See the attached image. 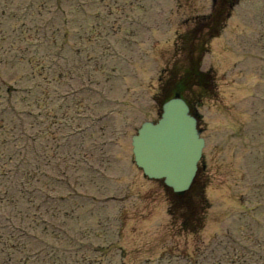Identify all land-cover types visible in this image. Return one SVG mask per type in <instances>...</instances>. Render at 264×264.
<instances>
[{
  "label": "rangeland",
  "instance_id": "1",
  "mask_svg": "<svg viewBox=\"0 0 264 264\" xmlns=\"http://www.w3.org/2000/svg\"><path fill=\"white\" fill-rule=\"evenodd\" d=\"M210 10L211 0H0V190L10 184L11 196L23 181L41 207L31 210L20 199L27 218L13 223L27 228L34 214L42 226L22 239L11 227V244L25 250L11 254L12 264H141L148 257L153 264L156 252L133 251L155 244L171 255L200 249L199 264H212L215 243H223L219 259L238 247L242 229L251 235L243 245L247 264L256 263L255 240L264 243V0H240L211 42L219 67L211 53L203 62V70H216L218 93L198 110L205 230L182 232L162 184L133 163L130 139L157 119L154 95L162 70L166 75L176 61V34ZM63 35L69 45L61 44ZM55 68L71 75L50 83ZM66 94L77 104L58 114L63 124L53 119L52 101ZM47 96L51 102L37 109ZM82 243L110 250L111 259Z\"/></svg>",
  "mask_w": 264,
  "mask_h": 264
},
{
  "label": "water",
  "instance_id": "2",
  "mask_svg": "<svg viewBox=\"0 0 264 264\" xmlns=\"http://www.w3.org/2000/svg\"><path fill=\"white\" fill-rule=\"evenodd\" d=\"M134 161L144 176L163 180L174 192L189 189L201 156L203 140L196 120L176 95L164 104L157 124L145 123L132 138Z\"/></svg>",
  "mask_w": 264,
  "mask_h": 264
},
{
  "label": "trees",
  "instance_id": "3",
  "mask_svg": "<svg viewBox=\"0 0 264 264\" xmlns=\"http://www.w3.org/2000/svg\"><path fill=\"white\" fill-rule=\"evenodd\" d=\"M216 2L217 8L211 16L198 19L190 32L179 37L178 47L183 53L184 64L174 70L175 73L166 82L165 88L161 89L162 102L172 98L175 91L181 93L189 105H191L189 100L193 104H199L200 97L214 96V77L212 74L199 71L200 61L207 42L218 34L229 8L237 0H216ZM194 88L197 89V94L194 93ZM204 188L205 182L197 176L186 193L174 194L166 190L170 213L180 219L181 227L186 232H197L203 226V213L207 206Z\"/></svg>",
  "mask_w": 264,
  "mask_h": 264
},
{
  "label": "flooded vegetation",
  "instance_id": "4",
  "mask_svg": "<svg viewBox=\"0 0 264 264\" xmlns=\"http://www.w3.org/2000/svg\"><path fill=\"white\" fill-rule=\"evenodd\" d=\"M223 243H215L214 245V248L212 249L211 251V259H212V264H218L220 261L223 260V257L225 258L226 257V261L227 262L234 254H236V247H234L232 249V251H227L226 253L223 252L222 254V257L217 259V247L218 246H221ZM206 247H209L210 245H204ZM158 247V245H157ZM156 248V245L152 246V247H147L145 249H142V248H137L135 249L133 252L135 254H137L138 252H140L141 250H144V254H152L153 253H157V256H156V260H155V263L153 264H165V260H173L175 259L176 261L177 260H181V261H186L188 264H199V261H201V257H202V252L200 251V249L198 250V255H193L192 252L189 250H187L186 248L184 249H181L179 251V253H177L176 255H171V252H166L165 253V247L161 248L160 250L156 251L155 250ZM160 248V246L158 247ZM205 249V247H203ZM192 250V248H190ZM132 252V254H134ZM205 252H206V249H205ZM183 254V255H182ZM194 256V257H193ZM192 257L194 258V260H192ZM151 258L152 257H148V258H145L143 260V263L141 264H149L151 262ZM173 258V259H171ZM203 258H207L206 254L203 255ZM169 261V263H170ZM202 262V261H201ZM226 264V263H225Z\"/></svg>",
  "mask_w": 264,
  "mask_h": 264
}]
</instances>
